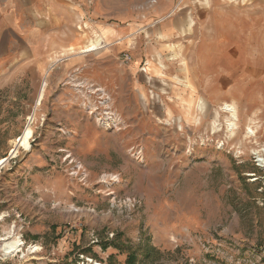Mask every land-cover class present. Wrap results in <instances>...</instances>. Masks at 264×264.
Listing matches in <instances>:
<instances>
[{"label": "rangeland", "instance_id": "obj_1", "mask_svg": "<svg viewBox=\"0 0 264 264\" xmlns=\"http://www.w3.org/2000/svg\"><path fill=\"white\" fill-rule=\"evenodd\" d=\"M57 1L0 25V264H264V0Z\"/></svg>", "mask_w": 264, "mask_h": 264}, {"label": "crops", "instance_id": "obj_2", "mask_svg": "<svg viewBox=\"0 0 264 264\" xmlns=\"http://www.w3.org/2000/svg\"><path fill=\"white\" fill-rule=\"evenodd\" d=\"M57 7V0H0V16H3L0 17V25L16 26L17 32L26 36L27 40H24L25 42L36 40L42 42L49 36L46 32L47 28L57 19L53 14ZM3 11H5L4 15L2 14ZM4 19L8 20L3 22ZM78 120H82V117L78 118ZM73 130L75 133L74 137L77 140L74 144L72 143V150L84 165L89 168V172L92 175L97 169L94 163L103 154L99 140L100 135L97 132H95L97 135H90L86 130L77 129L76 127ZM118 173L124 175V168L118 169ZM47 180H49L48 184L51 192L58 196L62 191L60 187H64L65 184L63 179L51 177Z\"/></svg>", "mask_w": 264, "mask_h": 264}, {"label": "built area", "instance_id": "obj_3", "mask_svg": "<svg viewBox=\"0 0 264 264\" xmlns=\"http://www.w3.org/2000/svg\"><path fill=\"white\" fill-rule=\"evenodd\" d=\"M83 87V85H82ZM89 88V87H88ZM91 90L95 93H97L98 91H101V89H99L98 87H93L91 85ZM100 120L101 122H105V126L108 127H118L120 128V124H121V120L119 119V117L113 113L111 110H106L103 112V115H100ZM66 153L63 155V159L64 160H68L70 163H74V166L71 168V174L72 175H78L80 170H82V164L81 162L77 161L70 152L65 151ZM140 152H136L135 154H137V156H139ZM83 177V176H82ZM84 179V178H83ZM118 177L116 175L112 176L110 178V181H112L113 183L118 181ZM127 202L129 203H133V198L132 197H127Z\"/></svg>", "mask_w": 264, "mask_h": 264}, {"label": "bare ground", "instance_id": "obj_4", "mask_svg": "<svg viewBox=\"0 0 264 264\" xmlns=\"http://www.w3.org/2000/svg\"><path fill=\"white\" fill-rule=\"evenodd\" d=\"M94 46H96L94 43H92V48L94 47ZM89 48H91V47H89ZM69 49V48H68ZM87 49H88V47H87ZM69 50H73V48H70ZM88 51V50H87ZM224 111L225 112H228V113H230V115H231V117H232V120H230L229 122H228V126L230 127L229 129H230V131H234V127L236 126V123L234 122V119L236 118V112H235V108H234V106H232V105H230V104H227V103H224ZM222 109V108H221ZM196 120H198V119H196ZM213 128H215L214 127V125L212 126ZM259 162L261 163V164H263L264 163V157H262V158H260L259 159ZM0 219H1V217H0ZM14 237V235H11V236H9L8 238H6V239H9V238H13ZM0 239H5V238H2V237H0ZM14 246H8L7 248V251L8 252H13L14 250H16V249H18L19 247H20V245L22 244V242H21V239H14ZM34 249H37V247L35 246L34 247ZM7 253V252H6ZM97 264H104V263H102V262H97Z\"/></svg>", "mask_w": 264, "mask_h": 264}]
</instances>
